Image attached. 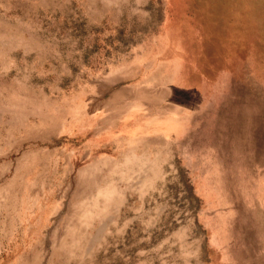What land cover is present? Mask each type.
Here are the masks:
<instances>
[{"label": "rangeland", "instance_id": "1", "mask_svg": "<svg viewBox=\"0 0 264 264\" xmlns=\"http://www.w3.org/2000/svg\"><path fill=\"white\" fill-rule=\"evenodd\" d=\"M0 264H264V0H0Z\"/></svg>", "mask_w": 264, "mask_h": 264}]
</instances>
